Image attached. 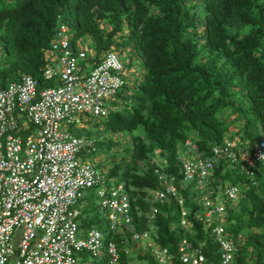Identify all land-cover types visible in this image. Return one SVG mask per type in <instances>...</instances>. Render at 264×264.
<instances>
[{"label":"trees","instance_id":"trees-1","mask_svg":"<svg viewBox=\"0 0 264 264\" xmlns=\"http://www.w3.org/2000/svg\"><path fill=\"white\" fill-rule=\"evenodd\" d=\"M67 12L76 21L72 41L94 40L97 55L91 63H98L112 43L142 56L140 72L130 81L135 86L129 88L126 81L102 117L107 131L127 134L126 155L102 169L107 178L124 183L129 195L132 225L124 234L108 235L121 260L125 247L134 246L133 228L173 254L185 238L199 247L205 264L219 262L212 226L196 217L202 211L198 178L185 180L182 171L185 161L199 155L213 162L205 184L212 197L225 201V227L238 242L232 264H264V187L252 170L264 171V165L255 161L250 175L229 155L213 151L234 137L264 145V0H0V89L22 74L34 77L38 90L58 84L43 70L51 62L57 25H71ZM156 168L175 176L188 210L187 227L176 198L153 200L150 192L161 188ZM231 185L240 189L235 200L223 195ZM153 206L158 210L149 220ZM88 223L85 218L81 228ZM146 255L149 264H156Z\"/></svg>","mask_w":264,"mask_h":264},{"label":"built area","instance_id":"built-area-1","mask_svg":"<svg viewBox=\"0 0 264 264\" xmlns=\"http://www.w3.org/2000/svg\"><path fill=\"white\" fill-rule=\"evenodd\" d=\"M71 39L69 27L60 22L50 43L51 62L43 70L46 79L57 77V86L38 90L37 80L22 74L18 81L0 89V264H82L78 259L80 253L98 256L102 249H106L102 264H149L146 254L156 264H176V258L179 264H205L199 247H193L187 239H181L177 253L173 254L155 244L146 231L140 233L133 228L130 238L134 246L125 247L122 261L113 237L104 242L103 233L95 226L81 228L82 211L77 201L90 188H94L101 206L109 211L110 233L124 234L132 225V215L124 183L110 186L106 171L99 169L95 161H81L83 151H96L94 140L68 130L69 126L83 122V113L107 115L105 99L124 84L120 74L123 64L113 50H106L101 61L91 63L95 54L88 53L81 42L77 43L79 49H73ZM32 127L34 133L19 135ZM229 146H237L240 155L230 151ZM244 147L235 140H225L224 146H214L213 151L215 155L227 154L235 162L241 158L251 175L250 166L255 161L264 165V150L258 143L253 144V155L247 159ZM212 168L213 162L199 155L182 165L185 180L198 178L196 188L201 191L202 211L196 217L205 226H212L220 247L217 264H232L238 242L223 223L225 201L212 197L205 184ZM155 171L159 173L161 188L150 192L153 200L176 198L183 217L181 223L187 227L188 210L174 182L175 176L160 168ZM239 190L231 185L223 195L235 200ZM157 210L156 206L151 208L149 220ZM212 216L219 219L216 224L211 222ZM15 236L18 241L14 244Z\"/></svg>","mask_w":264,"mask_h":264},{"label":"rangeland","instance_id":"rangeland-1","mask_svg":"<svg viewBox=\"0 0 264 264\" xmlns=\"http://www.w3.org/2000/svg\"><path fill=\"white\" fill-rule=\"evenodd\" d=\"M66 21L71 24L72 33L76 30V21L74 19L73 13L67 12L66 14ZM84 38L88 39H82L81 46L83 45L84 48L90 52L91 54H97V49L94 47V40L92 37L85 36ZM116 43H112L111 49L116 52L117 56L120 58V60L126 65H128V68L125 67L124 69V77L126 79V85L129 86V88H132L135 85H130V81L135 78V75L140 72V65L142 64V56L136 51L132 50L129 46H117ZM79 49V47H77ZM6 56H8V53H6ZM93 68V65L89 66V70ZM58 84L55 83L54 86H57ZM113 99H116L115 96L110 97L109 99H105V104H108ZM109 106V105H107ZM81 118L83 120L82 124H76L73 126H69L68 130L73 135L83 136L87 135L88 137H92L95 140V146L97 148L96 152L88 153L86 151H83L80 154V158L82 162L85 161H95V165L99 169H106L109 168L112 162L116 161L118 158L120 159V156L126 155V151L124 152V147L126 145V139L127 134L122 132H116V133H110L107 131L104 121V118L96 117L90 114L83 113L81 114ZM35 132V128H31L29 132L27 130H22L19 132V135L22 137H25L27 134H32ZM110 135V139H107L108 135ZM230 134H228L229 136ZM129 136V135H128ZM130 136L127 143H130ZM237 137H234L236 139ZM119 149V152L117 150ZM117 152V153H116ZM251 152V148L249 150ZM22 156V153H21ZM104 162V163H102ZM243 163V160L239 158L237 162H235V166L239 167ZM252 170L255 175V179L257 183L264 187V171L262 167L253 166ZM242 174V173H241ZM115 179H118L117 177H114ZM114 178H108L110 182V186H114L116 184V180ZM123 180V178H121ZM227 184H229L231 181L227 180ZM186 185L188 182H185ZM184 183V185H185ZM183 185V184H182ZM201 198V196H200ZM230 203V202H228ZM77 207L83 212L80 215V222H83V220H87V222L90 223L89 226H95L98 228L102 233V239L105 242L108 238L109 234V227H110V220H109V211L106 208H103L100 204L99 198L96 196L95 192H89L85 191L83 197L80 199L79 203L77 204ZM178 206H175L174 211L178 212ZM85 209V210H84ZM219 221V219L216 216L211 217V222L213 224H216ZM88 223V224H89ZM225 225V222H223ZM246 230L242 228L241 234L246 235ZM20 234V230L17 231V235ZM18 236H15L14 238V244L17 243ZM106 249H102L100 254L98 256H93L89 252H82L78 255V259L82 264H102L103 261V255L105 253Z\"/></svg>","mask_w":264,"mask_h":264},{"label":"clouds","instance_id":"clouds-1","mask_svg":"<svg viewBox=\"0 0 264 264\" xmlns=\"http://www.w3.org/2000/svg\"><path fill=\"white\" fill-rule=\"evenodd\" d=\"M65 23V22H64ZM68 27H69V29H70V32L72 33V28H71V26H69V25H67ZM73 37H74V33H72V39H71V46H72V48L73 49H75L76 47H77V43L79 42H81L82 41V39H85V40H88V39H86V38H84V37H82V38H77L74 42L72 41L73 40ZM53 38H54V36H53ZM53 38H52V40H53ZM51 40V41H52ZM51 41H50V43H51ZM108 50H112V49H108ZM87 51V50H86ZM106 51V50H105ZM105 51H103L99 56H100V58L102 57V55L105 53ZM88 52V51H87ZM88 53H90V52H88ZM97 55V54H96ZM95 58V57H94ZM120 59V58H119ZM94 60V59H93ZM102 60V58L99 60V61H101ZM121 61V60H120ZM93 63V62H92ZM121 63L123 64V68H122V70H121V72H120V74H121V76L123 77V79H124V84H125V82H126V79H125V77H124V75H123V73H124V69H125V64L121 61ZM124 84L122 85V86H124ZM122 88V87H121ZM121 88H119L116 92H115V94L121 89ZM115 94H113L112 96H115ZM111 96V97H112ZM106 106H107V104H105ZM108 108V107H107ZM105 117V116H104ZM102 118V117H101ZM82 124V123H81ZM238 144L239 143H241L242 144V146H244L245 145V149H246V152H245V154L247 155V159H250V157L253 155V148H252V145L253 144H255V143H258L261 147H262V149L264 150V145H262V143L259 141V140H255V141H252L251 140V138H240V137H237L236 139H234ZM243 148V147H242ZM250 148H251V152H249V150H250ZM238 154L240 153V150L238 149V147L236 146L235 147V149H234ZM97 151V150H96ZM240 155V154H239ZM250 156V157H249ZM242 157V156H241ZM245 161H243V163H242V165H241V168H242V170L245 172L246 171V165H244L245 163H244ZM110 183V182H109ZM122 183V182H121ZM88 191V190H87ZM94 192V191H93Z\"/></svg>","mask_w":264,"mask_h":264},{"label":"bare ground","instance_id":"bare-ground-1","mask_svg":"<svg viewBox=\"0 0 264 264\" xmlns=\"http://www.w3.org/2000/svg\"><path fill=\"white\" fill-rule=\"evenodd\" d=\"M149 192V191H148ZM162 245V244H161Z\"/></svg>","mask_w":264,"mask_h":264}]
</instances>
